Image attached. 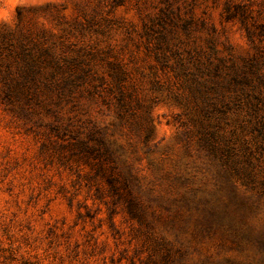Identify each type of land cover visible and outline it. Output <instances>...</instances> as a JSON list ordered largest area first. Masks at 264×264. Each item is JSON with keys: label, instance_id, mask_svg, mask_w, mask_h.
<instances>
[{"label": "rangeland", "instance_id": "obj_1", "mask_svg": "<svg viewBox=\"0 0 264 264\" xmlns=\"http://www.w3.org/2000/svg\"><path fill=\"white\" fill-rule=\"evenodd\" d=\"M2 25L41 38L62 70H46L27 98L0 97V264L257 262L193 229L166 261L152 234H175L164 208L175 185L158 170L213 185L183 69L220 65L221 82L238 79L222 132L264 158L252 126L264 115V0H0ZM96 139L132 164L135 194L161 219L131 216L89 154Z\"/></svg>", "mask_w": 264, "mask_h": 264}, {"label": "trees", "instance_id": "obj_2", "mask_svg": "<svg viewBox=\"0 0 264 264\" xmlns=\"http://www.w3.org/2000/svg\"><path fill=\"white\" fill-rule=\"evenodd\" d=\"M219 67L216 66L215 70L210 66L206 70L198 68L196 73L187 69L181 72L189 82L192 100L197 103L195 133L198 151L208 161L207 169L213 185L211 188H196V177L189 172L158 170L162 178L175 185V190L165 197L167 204L164 205L169 213L165 220L175 234L173 239L172 236L152 234V239L157 241L156 250L162 251L168 261L176 254L182 255L185 250L183 235L193 229L195 237L219 239L223 247L239 252L251 251L259 258L256 263L264 264V218L260 217L264 214V168H261L264 158L261 160L248 154L247 150H238L233 138L222 132L221 123L238 102L226 98L224 91L230 89L232 83L237 87L240 82L236 77L227 85L221 82L226 78H223ZM48 69L55 77L62 67L52 48L45 46L41 38L12 31L6 25L0 27V97L3 101L27 98L43 83ZM253 115L256 123L252 126L264 139L261 109ZM95 141L96 144L87 149L97 160L95 167L98 172L106 178L111 191L129 204L131 216L147 223V218L156 214L148 211L150 204L133 190V183L140 181L132 164L118 149H114L112 143L104 139ZM239 182L247 189L242 190ZM160 200L165 203L163 197ZM159 219L161 217L156 216V220ZM230 264L245 263L235 261Z\"/></svg>", "mask_w": 264, "mask_h": 264}]
</instances>
